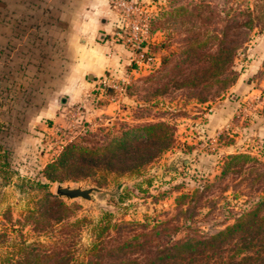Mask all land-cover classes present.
I'll list each match as a JSON object with an SVG mask.
<instances>
[{"label": "rangeland", "instance_id": "obj_1", "mask_svg": "<svg viewBox=\"0 0 264 264\" xmlns=\"http://www.w3.org/2000/svg\"><path fill=\"white\" fill-rule=\"evenodd\" d=\"M138 1L151 15L158 63L143 68L123 94H112L127 98L123 107L91 123L38 118L39 105L19 98L23 79L9 71L7 35H0V264L18 260L22 244L49 241L34 228L32 216L45 210L43 200L50 196L71 208L70 221H87L78 248L89 245V229L100 223L136 222L160 230L164 222L177 227L170 240L192 229L211 236L258 202L264 187V65L253 76L241 75L250 59L247 50L264 32V0ZM5 12L0 6L3 21ZM238 79L240 90L234 88ZM230 98L238 104L230 126L212 137L198 134L215 104ZM149 124L155 129L139 145L160 153L140 170H86L89 164L78 150L97 149L104 159L132 142L134 136L123 133ZM72 142L77 152L65 165L75 169L51 174L48 167ZM234 155L243 158L231 160ZM118 156L119 167L140 163ZM48 175L62 180L50 182ZM57 185L99 191L90 201L66 200L55 194ZM114 235L109 233L113 241Z\"/></svg>", "mask_w": 264, "mask_h": 264}, {"label": "crops", "instance_id": "obj_2", "mask_svg": "<svg viewBox=\"0 0 264 264\" xmlns=\"http://www.w3.org/2000/svg\"><path fill=\"white\" fill-rule=\"evenodd\" d=\"M0 6L6 8V20L0 16V35H7L8 69L22 77L17 89L23 97L19 98L39 105L38 118L64 122L74 115L91 123L119 105L123 107L127 100L123 95L103 97L97 92L103 77L121 79L129 75L130 54L113 41L118 16L111 0H7ZM155 36L149 37L152 45L157 42ZM247 52L250 59L241 78L262 70L264 32ZM142 71H136L133 79ZM238 82L240 79L236 90L241 89ZM101 99L106 104L98 106ZM237 106L232 98L218 101L205 124L196 129L198 134L212 137L227 129Z\"/></svg>", "mask_w": 264, "mask_h": 264}, {"label": "trees", "instance_id": "obj_3", "mask_svg": "<svg viewBox=\"0 0 264 264\" xmlns=\"http://www.w3.org/2000/svg\"><path fill=\"white\" fill-rule=\"evenodd\" d=\"M148 30L149 35H152L150 25ZM148 50L156 57L160 47L148 44ZM195 83V80L191 81L192 85ZM112 94V91L107 92V95ZM105 104V100L97 101L98 106ZM155 126L149 124L123 133L124 137L134 136L132 142L108 151V157L104 159H101L104 152L97 149L78 150L84 154L86 163L89 164L86 170L101 174L121 170L137 172L143 164L150 162L160 153L139 145L145 140L146 134L154 131ZM76 152L75 142L64 147L56 163L48 167L52 169L51 174L66 169L74 170L73 164L66 166L65 162L73 158ZM119 153L123 154L124 158H129L128 160L136 159L140 163L119 167L116 165ZM144 154L148 156L144 157ZM240 158L243 156L230 157L231 160ZM228 166L226 163L223 174ZM47 179L50 182L62 180L52 175H48ZM260 192L254 207L242 213L232 225L211 236L198 234L192 229L184 237L170 240L173 235L171 231L177 232V227L166 226L164 222H161L163 227L160 230H155L158 228L155 225L148 230L146 224L136 222H123L119 225L100 223L89 229L91 241L85 248H78V245L83 225L87 221H70L73 216L71 208L56 197H46L43 200L45 210L39 215L34 214L32 221L34 228L43 231L49 241L46 244H22L21 257L6 264H264V187ZM180 199L181 203L186 197L182 196ZM112 231L117 239L115 241L109 237ZM162 237L168 240L161 241Z\"/></svg>", "mask_w": 264, "mask_h": 264}, {"label": "built area", "instance_id": "obj_4", "mask_svg": "<svg viewBox=\"0 0 264 264\" xmlns=\"http://www.w3.org/2000/svg\"><path fill=\"white\" fill-rule=\"evenodd\" d=\"M111 4L118 16V30L113 41L121 43L130 54L129 75L121 79L103 77L97 89L103 97L108 91L123 94L136 71L141 68L150 70L157 64V58L148 50L151 15L147 8L138 0H111Z\"/></svg>", "mask_w": 264, "mask_h": 264}, {"label": "water", "instance_id": "obj_5", "mask_svg": "<svg viewBox=\"0 0 264 264\" xmlns=\"http://www.w3.org/2000/svg\"><path fill=\"white\" fill-rule=\"evenodd\" d=\"M99 190L96 188L82 189V188H71L69 186L63 187L62 185H57L55 189V194L59 198H65L66 200H76L82 199L85 201L91 200V195Z\"/></svg>", "mask_w": 264, "mask_h": 264}]
</instances>
